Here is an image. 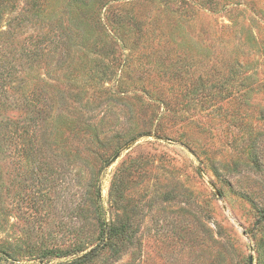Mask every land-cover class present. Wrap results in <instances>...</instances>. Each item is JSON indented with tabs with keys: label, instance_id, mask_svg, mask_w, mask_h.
<instances>
[{
	"label": "rangeland",
	"instance_id": "rangeland-1",
	"mask_svg": "<svg viewBox=\"0 0 264 264\" xmlns=\"http://www.w3.org/2000/svg\"><path fill=\"white\" fill-rule=\"evenodd\" d=\"M31 1L0 0V264H65L93 248L97 223L80 210L90 199L138 231L137 263L116 264H264V0H116L108 17L143 32L133 42L119 30L97 64L107 76L88 82L94 124L132 113L111 160L69 130L34 154L37 85L62 87L67 69Z\"/></svg>",
	"mask_w": 264,
	"mask_h": 264
},
{
	"label": "trees",
	"instance_id": "trees-1",
	"mask_svg": "<svg viewBox=\"0 0 264 264\" xmlns=\"http://www.w3.org/2000/svg\"><path fill=\"white\" fill-rule=\"evenodd\" d=\"M44 2L45 8L42 9L40 8L41 0H32L31 4H34L39 16L45 12L44 19L49 22L52 29L58 30L59 44L55 50H59L57 57L59 55V60L63 61L67 71L62 87L54 86L49 82L43 86L37 85L39 99L31 107L33 116L30 118L33 133L30 143L33 146L38 144L34 154L38 153V156L43 158L49 150H52L51 147L60 148L65 141L64 134L69 130L75 132V136L85 134L93 145H97L99 149H107L102 155H97L111 160L117 157L123 147L128 145L126 142L112 146L110 142L112 138H123L133 131L132 129L129 132L124 130L125 125L134 124L132 113L129 110L125 117L127 121L121 123L119 119L116 122L113 120L109 122L107 120L109 112L106 111L100 123L94 124V118L90 115L94 105L92 106V103L86 100L89 94L88 82L91 78L94 81L100 76L102 78L107 76V68L104 66L103 70H99L100 64L105 60L110 62L109 60L115 55V49L110 48L115 45L113 37L118 35L119 30L134 33L133 42H139L142 39L140 37L143 32L142 27L138 21L134 22L135 28H131L121 17L111 19L108 17L109 14H114L116 0H44ZM106 7L102 18L101 10ZM55 50L51 49L49 52L51 65L55 60ZM98 63L100 64L97 65ZM109 91L105 89L104 92ZM109 100L111 98H108ZM39 104L42 105L41 109L37 106ZM119 125L122 130L116 131ZM8 126L9 122L0 123V153L4 151V144L9 140L5 132ZM114 132L115 135H112ZM83 139L85 138L81 140ZM60 152L68 157L67 162L78 161L79 155H73L70 158L65 145ZM89 201L90 203L87 204L83 202L80 210L85 219H87V214L94 215L98 230L97 243L81 256L65 264H116L125 254L133 257V263H137L140 253V241L136 237L138 236L137 229L132 227L129 221L106 222L101 205L93 202L92 199ZM257 223L264 224L263 207L259 209Z\"/></svg>",
	"mask_w": 264,
	"mask_h": 264
}]
</instances>
